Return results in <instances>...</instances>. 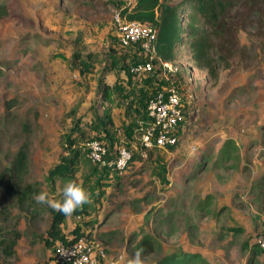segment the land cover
Here are the masks:
<instances>
[{
  "label": "rangeland",
  "instance_id": "rangeland-1",
  "mask_svg": "<svg viewBox=\"0 0 264 264\" xmlns=\"http://www.w3.org/2000/svg\"><path fill=\"white\" fill-rule=\"evenodd\" d=\"M3 1L12 10L0 26V264H56L59 242L48 235L55 210L35 197L47 191L62 200L68 181L92 203L67 216L62 232L90 233L105 252L100 264H126L145 251V238L153 245L143 254L148 264H264V0H236L229 11L219 31L229 68L215 83L186 48L150 74L129 72L144 56L123 45L117 18L136 0ZM89 52L83 72L75 55ZM173 85L183 95L184 138L176 148L145 150L133 137L145 117L140 100ZM14 97L19 104L6 119L5 101ZM76 127L85 144L99 135L111 151L125 139L134 152L127 170L101 169L84 147L75 175L52 181L51 170L73 151ZM24 145L26 200L7 194L1 177Z\"/></svg>",
  "mask_w": 264,
  "mask_h": 264
},
{
  "label": "trees",
  "instance_id": "trees-1",
  "mask_svg": "<svg viewBox=\"0 0 264 264\" xmlns=\"http://www.w3.org/2000/svg\"><path fill=\"white\" fill-rule=\"evenodd\" d=\"M236 6V0H182L174 5L165 4L163 0H136L133 4L121 8L119 14L123 20L151 23L157 27L155 52L158 58L169 63L175 62L182 54L183 49L186 48L190 53L193 67L205 72L208 80L215 83L219 78V71L229 68L227 55L224 52L225 47L221 40L222 36L219 32L220 27L229 11ZM11 10V6L7 1L0 0V26L3 19L11 16ZM138 46L134 45V47ZM75 58L80 61L82 70L85 72L86 69H89L87 64L92 60L93 55L89 52L83 57V53H76ZM141 60H146V57L144 56ZM131 65L130 63L129 68ZM1 74L2 68L0 67ZM111 91L110 86L102 82L100 94L103 99L107 100L112 93ZM140 102L143 113H145L147 103L144 105L143 100H140ZM18 104L19 101L16 97L5 101L6 119L9 118L12 109ZM106 111L104 112L106 113ZM112 123L113 120L110 117L103 122V126L108 130V127L113 125ZM76 133H79V136H76ZM114 134H117V131ZM84 137L82 130L78 127L68 136V144L73 151L69 155L61 156L54 169L51 170L50 178L52 181L72 178L75 175L82 155L81 148L85 147L86 149ZM94 138L101 140L102 137L96 135L91 139ZM29 171L28 149L24 145L19 149L11 167L4 169V174L1 175V177L7 176L9 180L6 193L13 198L20 197L22 200H26V190L21 193L20 189L25 185ZM75 213L78 214L80 211L77 210ZM66 217L61 212L55 211L48 231V235L54 241L70 243L84 235L90 238V233L85 234L80 229H76L75 236L71 239L65 236L61 225ZM142 244L144 252L153 251L150 239L145 238ZM189 262L185 260L181 263L171 262L166 264H190Z\"/></svg>",
  "mask_w": 264,
  "mask_h": 264
},
{
  "label": "built area",
  "instance_id": "built-area-1",
  "mask_svg": "<svg viewBox=\"0 0 264 264\" xmlns=\"http://www.w3.org/2000/svg\"><path fill=\"white\" fill-rule=\"evenodd\" d=\"M117 22L123 45H139L146 57V60H139L130 66L133 75L150 74L157 64L161 67L170 64L156 55L155 25L121 20L119 16ZM184 107L182 92L176 86L157 91L147 101L145 117L134 127L133 137L145 150L176 148L184 138L182 127L187 123ZM86 153L88 159L101 169L120 174L127 170L134 157L132 147L123 138L116 143L114 151L104 141L90 139L86 142ZM258 244L264 249V236L258 239ZM104 257L105 252L100 245L87 236L70 243L59 242L54 249L56 264H100Z\"/></svg>",
  "mask_w": 264,
  "mask_h": 264
},
{
  "label": "clouds",
  "instance_id": "clouds-1",
  "mask_svg": "<svg viewBox=\"0 0 264 264\" xmlns=\"http://www.w3.org/2000/svg\"><path fill=\"white\" fill-rule=\"evenodd\" d=\"M35 200L39 204H46L55 211L61 212L65 216L73 215L84 205L92 203L91 194L78 182L68 181L62 189V200H56L47 191H41ZM126 264H148V257L143 255V250H137L130 257Z\"/></svg>",
  "mask_w": 264,
  "mask_h": 264
},
{
  "label": "crops",
  "instance_id": "crops-1",
  "mask_svg": "<svg viewBox=\"0 0 264 264\" xmlns=\"http://www.w3.org/2000/svg\"><path fill=\"white\" fill-rule=\"evenodd\" d=\"M107 144V143H106ZM113 144H114V142H113Z\"/></svg>",
  "mask_w": 264,
  "mask_h": 264
}]
</instances>
